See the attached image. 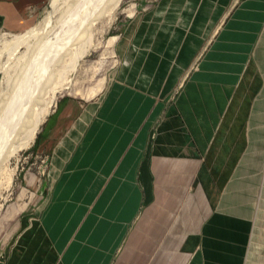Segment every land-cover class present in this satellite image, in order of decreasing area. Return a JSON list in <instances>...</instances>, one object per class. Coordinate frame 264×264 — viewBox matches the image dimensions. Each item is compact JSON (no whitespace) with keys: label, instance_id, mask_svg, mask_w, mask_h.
I'll return each instance as SVG.
<instances>
[{"label":"crops","instance_id":"crops-1","mask_svg":"<svg viewBox=\"0 0 264 264\" xmlns=\"http://www.w3.org/2000/svg\"><path fill=\"white\" fill-rule=\"evenodd\" d=\"M48 1L0 0V30ZM181 1L192 25L222 15L209 43L185 33L102 99L57 103L48 203L0 264H264V0Z\"/></svg>","mask_w":264,"mask_h":264},{"label":"rangeland","instance_id":"rangeland-1","mask_svg":"<svg viewBox=\"0 0 264 264\" xmlns=\"http://www.w3.org/2000/svg\"><path fill=\"white\" fill-rule=\"evenodd\" d=\"M100 1L103 0H49L34 14L35 20L32 21V26L48 28L49 36L46 39L44 36H38V40L29 38L30 43L37 41V47L32 54L28 53L26 56L23 55L28 51L25 47L12 53L13 50L10 49L14 45H10L7 41L12 39L13 34L24 33L28 27L19 31L0 30V114L2 116L6 110L10 113L13 112L11 106L16 100L17 86L22 83L24 84L21 85V88L25 95L23 94L22 98L24 99L21 100L26 109L32 108L35 104L38 106L40 99L50 88L41 89V85L47 84L45 81L40 80L41 85L38 80L33 81L31 85L36 89L34 93L37 95L29 94L25 82L30 79L31 75H36L37 71V75H47L48 71L49 75L54 73L56 74L55 82H69L71 85L70 88L57 94V102L51 111L61 99L67 97L83 103L102 99L123 75L125 76L127 72L134 73L141 68L143 50L153 49L163 53L168 47L172 48L176 45L178 48L182 45L181 38L186 33L189 38L199 39L201 52L209 43L213 32L222 20V15H220L215 23L212 21L207 23V19L201 15L197 24L194 22L195 25H192L196 10L189 6L186 9V5L181 0H123L118 7L114 21L108 25L107 22H104L107 21L105 17H99L96 22L99 21L94 22L96 13L89 11ZM89 6L92 8H87ZM184 6L185 9H183ZM108 7H104V10ZM82 12H89L88 19H85L86 23L83 25L80 24ZM90 19L93 20L92 23ZM163 19H167V23L160 24L159 22ZM44 20L45 23L42 22ZM66 29L68 30L66 31ZM162 30L164 32H160ZM69 31L72 33L71 35H69ZM79 31H82L83 33H81L85 36L81 42L77 40L78 34H81ZM64 32L67 35L63 34ZM161 35L163 37H160ZM47 39L50 40V43L45 46ZM174 39L177 40L174 41ZM160 46L161 51H158ZM41 49L43 51H40ZM128 51H130L129 53L135 51L136 63L133 64V60L130 65L127 63ZM46 52H50L51 55L46 56ZM16 61L18 62L15 63ZM49 64L50 66H48ZM150 69L152 68L147 66L146 71L148 72ZM99 81L104 83L102 91L95 97L87 99V93ZM21 92L23 93V91ZM39 106H42V103ZM43 124L44 122L34 142L28 148L20 151L18 158H14L11 162L12 167L17 163L18 169L15 172L12 186L10 185L4 190L0 199V253L4 245L15 235L22 217L40 211L48 203L50 182L53 178L51 156L47 155L44 150L34 148Z\"/></svg>","mask_w":264,"mask_h":264},{"label":"bare ground","instance_id":"bare-ground-1","mask_svg":"<svg viewBox=\"0 0 264 264\" xmlns=\"http://www.w3.org/2000/svg\"><path fill=\"white\" fill-rule=\"evenodd\" d=\"M122 1L123 0H114V1L103 0V1H100L96 6H93V8L90 6L87 8H89V9L92 8L89 11H91L92 13L93 12L96 13V15L94 16V17H96L94 22H96L97 18H99V17H103V18L105 17L107 21H104L102 18L101 19L104 22H107L108 25H111L115 19L116 12L119 9L118 7L121 5ZM79 7H80V4H79ZM104 7H108V8L104 10ZM88 13L87 12L81 13V14H83V15H80V17L82 16V19H80L81 25L86 23L85 19L89 15ZM80 20H78V21H80ZM90 21L92 23L93 20L90 19ZM42 22L45 23L46 21L44 20ZM88 25H90V24H88ZM80 27L82 28V26H80ZM50 28H51V26L49 27V29ZM67 30L68 29H66V31ZM78 30H80V29H78ZM87 31H86V33H87ZM49 33L50 32H49L48 28L45 29L44 27L38 26V25H35L32 27L30 26V27H28V29L24 33H18L15 35L13 34V37L11 36L12 39L7 41V42L10 45H14L13 48L10 49V50H13V52L11 51L12 53H14V51L16 52L17 50H19V48L25 47L28 51L26 53H23V55L26 56V54H28V53L32 54L37 47V41L30 43L29 38L34 39V40L35 39L38 40V36H44L46 39L49 36ZM82 33L78 34L79 37L77 40L80 42L83 40V36H84ZM86 33L84 32V34H86ZM63 34H66V33L64 32ZM71 34L72 33H70V31H69V35H71ZM75 38H76V36H75ZM48 43H50V40L47 39L45 42V46H47ZM40 51H43V50L41 49ZM47 51H49V50H47ZM50 55H51L50 52H46V56H50ZM75 55H76V53H75ZM10 58H12V57H10ZM44 60H45V58H44ZM47 60H49V59H47ZM49 61H48V63H49ZM17 62L18 61H16L15 63H17ZM30 64L32 65V62H30ZM48 66H50V64ZM34 67H35V65H34ZM42 68H44V67H42ZM35 69H36V67H35ZM27 70L29 71L28 68H27ZM25 71H26V69H25ZM48 73H50V72L48 71ZM48 73H47V75L46 74L37 75L38 74V71H37L36 75H34V76L31 75L30 79L27 82H25L27 90L31 96L37 95L36 93H34V91L36 89L31 85V83H33V81L38 80L39 85H41L40 80L47 82V84L41 85V89L50 88V90L45 92L43 97L40 99V101H39L40 104L38 103V106L35 104L32 108L26 109V106L22 103L23 102L22 100L24 99V98H22L23 94H24V90H22L21 85L24 83H22V84L19 83L20 85L18 84L19 86H17L18 89L16 91L17 96L19 98L16 96V100L14 101V103L11 106V107H13V112L10 113L9 111L6 110V112L4 111L3 116L0 114V199L3 196L4 190L9 188V186L12 184L15 172L18 169V164L16 163V165L14 167H12L11 162L14 160V158H18L20 151H22L25 148H28L34 142L42 123L44 122L45 118L47 117V115L51 111V108L53 106H55V104L57 102V94L59 92L65 90V89H68L71 87L69 82H66V83H64V82L60 83V81L55 82L54 76L56 74L51 73L49 75ZM19 80L21 81L22 79H19ZM51 84H54V85L52 86ZM58 84L60 86L56 87V85H58ZM103 85H104V83L102 81H99L96 85H94V87H92L89 90V92L86 95V98L91 99V98L95 97L96 95H98L102 91ZM17 87H15V88H17ZM20 90L23 91V93ZM48 93H49V95H46ZM35 100H36V98H35ZM41 103H42V106H39V105H41ZM8 107H10V106H8ZM0 207H1V205H0Z\"/></svg>","mask_w":264,"mask_h":264},{"label":"trees","instance_id":"trees-1","mask_svg":"<svg viewBox=\"0 0 264 264\" xmlns=\"http://www.w3.org/2000/svg\"><path fill=\"white\" fill-rule=\"evenodd\" d=\"M37 144H38V138H37V140H36V143H35V149L37 148Z\"/></svg>","mask_w":264,"mask_h":264}]
</instances>
